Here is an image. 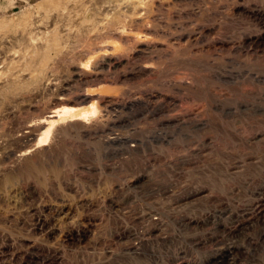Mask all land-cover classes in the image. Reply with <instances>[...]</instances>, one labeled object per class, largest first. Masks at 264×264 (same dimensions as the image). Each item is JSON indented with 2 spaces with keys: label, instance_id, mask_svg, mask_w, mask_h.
Masks as SVG:
<instances>
[{
  "label": "rangeland",
  "instance_id": "1",
  "mask_svg": "<svg viewBox=\"0 0 264 264\" xmlns=\"http://www.w3.org/2000/svg\"><path fill=\"white\" fill-rule=\"evenodd\" d=\"M60 9L56 17L45 15ZM30 19L51 30L46 40L57 50L32 52L29 39L18 32ZM106 52L113 54L107 57L112 62L95 74V59ZM90 56L93 62L81 68ZM229 65L264 74V0H0V263L78 264L101 261L112 251L117 256L129 241L128 232L145 227L139 214L169 208L172 191L184 183L183 194L193 193L197 185L190 180L203 175L201 168L215 175L217 162L240 157L261 159L264 168V113L231 118L212 108L218 100L238 106L262 94L263 86L244 79L219 80L215 72ZM86 92L95 94L83 106L71 101ZM143 94H150L153 113L136 118L138 130L132 125L123 132L146 138L164 127L174 138L111 148L103 109ZM94 100L101 115L87 121L70 116L88 110ZM65 107L78 110L67 113L46 144L37 147L44 128L36 120ZM198 117L207 119L205 129L194 135L198 139L184 142L177 121L195 124ZM195 140L205 146L189 156L186 148ZM172 162L183 168L169 172L164 164ZM189 167L201 168L193 173ZM140 175L146 177L138 192L127 191ZM235 182L232 189L241 186ZM208 196L189 194L187 199L197 201L199 209L224 202ZM239 257L246 264L264 258V252Z\"/></svg>",
  "mask_w": 264,
  "mask_h": 264
},
{
  "label": "bare ground",
  "instance_id": "2",
  "mask_svg": "<svg viewBox=\"0 0 264 264\" xmlns=\"http://www.w3.org/2000/svg\"><path fill=\"white\" fill-rule=\"evenodd\" d=\"M62 11L63 10L61 9L55 10V11H52V13L50 12L49 14L45 13V15L49 16L50 18L56 17L60 15ZM257 12H262V11L258 10ZM38 20L37 22H39ZM37 22L32 21L30 19L29 24H27L26 26H24V28L18 31L19 34L22 37H26L29 39V45L32 49V52L33 51L35 52V50H38V49H44V48L46 49L48 47L49 49L53 48L54 50L55 49L57 50L58 45L51 43V41L48 39H47L48 41L46 40L47 34H49L51 30H48L46 26L44 28V26L41 25L40 22L39 23ZM36 29L38 33L36 31L37 34L35 33L36 35H33V33L35 32V31L33 32V30H36ZM111 55L113 54L106 52V53H103V55L101 54L98 57H96L95 60L98 59V62L95 64V67H94L95 70L92 69L93 71H95L94 72L95 74L103 73L102 71L104 69V66L111 64L112 61H109V59L107 58ZM92 58L93 56H90L88 57L86 62L82 64L80 63L81 68H84V67L87 68V66H90ZM240 70H243V69L236 70L234 66L229 65L228 67L225 66L219 71L215 72L216 75L215 74L214 75L219 80L223 81V83L224 82L228 83L229 81H232V80L240 81V79L241 80L244 79L245 84L255 83L257 84V86L258 85L263 86L262 94H260V96L257 97L256 100H254L253 102H245V103L241 102L238 104V106H234L232 102L230 101L228 102V100L227 101H222V100L216 101L215 100L216 102H214V104L212 105V108L215 109L216 111H219L221 113V116L223 117L238 118L237 116L248 114L249 112L255 115L257 114L259 115V113H264L263 112L264 106H262V103H264V74L258 75V73H254L252 70H249V69H245L246 71L244 70L240 71ZM47 81L49 84H53L52 80L47 79ZM68 85L69 83L66 82L62 86V89L66 90ZM175 88L180 89V86L177 85L175 86ZM94 94L95 93L92 94L91 92L78 94L77 97H75V99L71 101H74V103H76L77 105H81L83 103L89 102L88 100ZM149 96L150 94H147L144 96L138 95L135 97L133 96L132 99H129V100L127 99L126 101H122V100L117 101V102L114 101L115 103L103 109V112H102L103 114L101 118H103V120L107 122L106 123L107 128L105 130L109 132L111 131V133H108V135L106 136L107 143L109 144L108 146L111 145V148L113 146L114 149H118V150L119 149L128 150V149H132L131 146H129L130 144L131 145L133 144L132 147L134 146L142 147L146 142L150 144L167 143V142H170L174 138V134L169 133V131L164 129V127L163 129L159 128L157 131L154 130L155 132L151 133L146 138L134 137L132 136L133 135L132 133H131L132 135L126 134L121 129L125 126L131 127L133 125L132 130L134 128L135 130H138L139 127H135L136 124H134V122L136 121V118H138L141 115L144 116L145 113L147 112L153 113V111H151L152 109H150V104H149L150 97ZM62 99L63 98H61V100ZM63 101H68V100H63ZM98 102L99 101H96V100L90 102L88 105L90 110L88 109V106H86L88 110H83L82 108L81 110L79 108L80 112L74 113V111L78 109H75L73 111L65 107V108H61L60 110L57 109L56 111H54L55 112L54 115L47 116L46 118L37 119L35 124H39L42 126V128H44L43 132L41 133V137L36 142L37 147L40 145L46 144V141L50 138L51 133L54 127L56 126V124L60 123L66 117H68L67 113L69 112L74 113L70 116L75 120H86L89 118L90 115H93V116L96 115V113L98 112V108H99L97 105ZM54 117L57 118V120H54L53 119ZM188 122H189V119L186 120L185 118L182 120H178L177 124L175 123L176 126L181 130L180 132L184 133L182 134L184 135V138L181 139V140L185 139L184 142L191 140L194 137V135L197 136L198 134L197 132H199V130L205 129L204 127L207 124V119L206 118L199 119V121L196 122L195 124H189ZM168 124L169 123H164L162 124V126L168 125ZM116 130H119V131L121 130L122 133L121 131L120 133H115ZM186 130L187 132L185 133L184 131ZM178 137H179V134H178ZM194 138H197V137H194ZM179 139H178V143L180 142ZM201 141L202 142L198 145V143L195 140L197 145H195L196 143L195 144L192 143L188 148H186L188 152H190L189 156H195V154H197L198 152H200L202 148H204L205 142L204 140H201ZM134 143H136L137 145ZM208 144L209 143L207 142V145ZM224 154H227V153H224ZM222 156H223L222 158H224V155ZM237 158L239 157L237 156ZM243 158L244 157H240L239 160L235 161L234 163H229V162L224 161L225 159L224 160L222 159L223 160V161L221 160L222 162L221 161L217 162L216 167L212 165L213 169H216L215 175L210 174L209 172L205 171L204 168L200 167L201 174L203 175L200 176L198 175L199 174L198 173L197 175L193 176L190 180L192 184L195 183L197 185V188L195 187L196 189L194 190V192L189 193V194L202 195L203 193L206 192V194L209 193L210 195L208 197H215V198L222 197L224 200L222 205L215 206V207L211 206L212 208L210 207L208 208L207 207L208 205H207L206 206L207 208L202 207V209H199L197 207V204H198L197 201L194 204H192L191 202L194 200L187 199V195L189 194L187 195L183 194L184 188L186 187L185 185H187L186 183H184L179 187L180 189L177 191L173 190L171 193L170 190L169 191L167 190L169 193H171L172 197L175 198L174 202L171 203L172 205H170L169 208L167 207L165 210H158V209H151V208L148 210L142 209L143 211L139 215H140V219L142 220V223L145 224L144 225L145 227L142 230L136 231L132 229L128 232L129 233L127 237L129 240L127 241L128 244L127 243L124 244V248H123L124 250L122 252L120 251L121 253L119 255L117 256L114 255V253L116 252L112 251L113 254H111L112 252L111 253L108 252L107 255H105L106 258L101 261L81 262L78 264H112L115 262V259L117 258H122L124 261L123 264H166V261H170L169 264H240L241 257L239 256L241 254L252 255L254 251L258 252V251H261L262 249L264 252V168L263 166L260 165L259 160L261 159L259 160L257 159L258 160L257 162H249V161L247 162ZM172 163L173 164H170V165L164 164V167L167 168L169 172L178 171L181 168H183V167L178 166L174 162ZM201 164L203 165V163ZM185 168H188V167H185ZM196 169L189 167V170H190L189 172L196 173L198 170ZM254 169L258 171L254 172L253 171ZM212 173H214V170H212ZM166 174H169V173H166ZM144 177H146V175H140L136 177L134 180H132L127 185V188H128L127 191L130 190L133 193H135L136 191L138 192V184L140 183L141 179H143ZM236 180L238 181V184L239 183L241 184V186L237 188L235 187V189H232L233 186H231V184L232 183L234 184ZM191 182H190V185H191ZM195 184L194 186H196ZM244 192H245V197L241 198ZM171 195H170V198H171ZM180 199H183L182 203L177 201ZM175 201H177L178 203L176 204ZM247 262L248 263L246 264H252L255 262L256 264H264V258L248 259ZM114 264H116V262Z\"/></svg>",
  "mask_w": 264,
  "mask_h": 264
}]
</instances>
